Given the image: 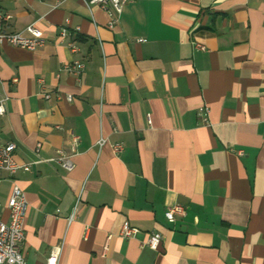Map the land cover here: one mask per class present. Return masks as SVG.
Masks as SVG:
<instances>
[{
    "label": "crops",
    "instance_id": "crops-1",
    "mask_svg": "<svg viewBox=\"0 0 264 264\" xmlns=\"http://www.w3.org/2000/svg\"><path fill=\"white\" fill-rule=\"evenodd\" d=\"M0 14L46 38L0 46V141L30 166L0 170V216L18 185L25 264L54 248L58 264H264V0H132L111 28L84 0H0ZM75 61L80 75L63 69Z\"/></svg>",
    "mask_w": 264,
    "mask_h": 264
},
{
    "label": "built area",
    "instance_id": "built-area-1",
    "mask_svg": "<svg viewBox=\"0 0 264 264\" xmlns=\"http://www.w3.org/2000/svg\"><path fill=\"white\" fill-rule=\"evenodd\" d=\"M87 5H99L103 10L111 15L108 26L111 28L116 21L117 15L122 12L123 7L132 0H84ZM10 19L8 15L0 14V46L10 45L27 51H35L46 44V38L43 32L34 25H29L24 33H13L4 30L6 22ZM68 21H66L67 23ZM66 25L60 30V38L68 36ZM71 51H75L76 47L73 43H68ZM196 48L204 50L201 45H195ZM63 69L74 74L80 75L84 70V64L75 61L71 64L63 66ZM45 99H49L50 95L45 94ZM59 98V97H58ZM67 101H71L72 97L67 96ZM5 112L4 100L0 101V116ZM200 115L205 116L206 110L199 109ZM59 128V127H56ZM72 143H77V137L72 136ZM104 139H100L97 144L102 146ZM15 149L12 143H2L0 141V170L6 171L10 176L19 170L30 171L29 164H18L13 159V151ZM114 153L118 154L122 151V145L115 143L112 145ZM72 156L66 155L62 150L57 151V157L54 159L63 169L70 172L74 168ZM5 207L8 212L6 220L0 216V264H25L21 253L20 245L25 239V219L28 211V202L22 189L13 184L6 200ZM184 208L181 205H172L165 212V218L169 222H173L176 216L183 215ZM139 233V230L130 226L127 222L123 223L120 228L119 235L123 239H131ZM161 235L159 233H150L144 244L150 249L156 250L160 243ZM59 251L52 249L46 261V264H58Z\"/></svg>",
    "mask_w": 264,
    "mask_h": 264
}]
</instances>
